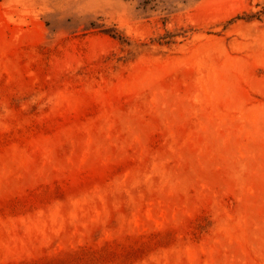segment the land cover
Instances as JSON below:
<instances>
[{
	"label": "rangeland",
	"instance_id": "374dc122",
	"mask_svg": "<svg viewBox=\"0 0 264 264\" xmlns=\"http://www.w3.org/2000/svg\"><path fill=\"white\" fill-rule=\"evenodd\" d=\"M0 264H264V0H0Z\"/></svg>",
	"mask_w": 264,
	"mask_h": 264
}]
</instances>
